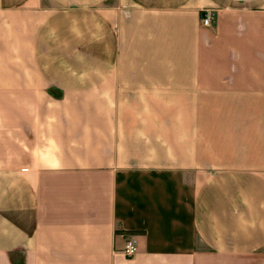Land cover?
I'll return each mask as SVG.
<instances>
[{"label":"crops","instance_id":"1","mask_svg":"<svg viewBox=\"0 0 264 264\" xmlns=\"http://www.w3.org/2000/svg\"><path fill=\"white\" fill-rule=\"evenodd\" d=\"M0 264H264V0H0Z\"/></svg>","mask_w":264,"mask_h":264},{"label":"built area","instance_id":"2","mask_svg":"<svg viewBox=\"0 0 264 264\" xmlns=\"http://www.w3.org/2000/svg\"><path fill=\"white\" fill-rule=\"evenodd\" d=\"M213 12L211 9H206L202 12L201 22L204 27H210L212 25ZM138 250L137 236L135 234L126 235V244L121 253L126 258H133L138 253Z\"/></svg>","mask_w":264,"mask_h":264},{"label":"trees","instance_id":"3","mask_svg":"<svg viewBox=\"0 0 264 264\" xmlns=\"http://www.w3.org/2000/svg\"><path fill=\"white\" fill-rule=\"evenodd\" d=\"M129 234H136V232H129V233H126V235H129Z\"/></svg>","mask_w":264,"mask_h":264},{"label":"rangeland","instance_id":"4","mask_svg":"<svg viewBox=\"0 0 264 264\" xmlns=\"http://www.w3.org/2000/svg\"><path fill=\"white\" fill-rule=\"evenodd\" d=\"M111 4L115 5V4H116V1H112V3H111Z\"/></svg>","mask_w":264,"mask_h":264}]
</instances>
